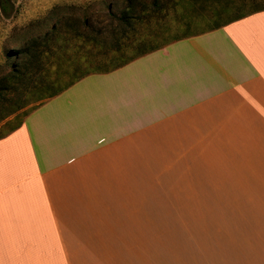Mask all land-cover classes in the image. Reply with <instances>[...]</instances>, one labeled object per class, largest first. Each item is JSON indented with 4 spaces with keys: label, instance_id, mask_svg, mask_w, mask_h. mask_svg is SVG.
I'll list each match as a JSON object with an SVG mask.
<instances>
[{
    "label": "crops",
    "instance_id": "obj_1",
    "mask_svg": "<svg viewBox=\"0 0 264 264\" xmlns=\"http://www.w3.org/2000/svg\"><path fill=\"white\" fill-rule=\"evenodd\" d=\"M60 2L40 3L29 18L38 20L36 14ZM220 6L174 0L166 11L131 22L125 36L102 30L103 45L81 44L83 55H91L90 71L76 80L69 81L76 62L39 61L30 88L35 99L0 122V264H122L126 242L152 243L147 235L139 239L140 223L117 220L137 208V191L118 188L133 181L128 167L139 160L134 131L142 135L158 125L163 131L155 132L176 131L174 125L182 132L233 131L230 119L240 116L237 126H256L264 135V8L236 14ZM69 15L51 9L28 34ZM125 40L130 49L123 50ZM113 41L123 52H146L107 68ZM4 65L0 76L9 70ZM206 116L217 120L208 123ZM258 157L264 164V142ZM245 174H237L243 187L212 193L238 197L233 206L228 198L223 204L227 229L241 231L243 251L264 264V171Z\"/></svg>",
    "mask_w": 264,
    "mask_h": 264
},
{
    "label": "rangeland",
    "instance_id": "obj_2",
    "mask_svg": "<svg viewBox=\"0 0 264 264\" xmlns=\"http://www.w3.org/2000/svg\"><path fill=\"white\" fill-rule=\"evenodd\" d=\"M50 1L52 0H0V64L5 62V72L10 69L13 55L26 47L23 43L27 35V38H31L33 33L28 34V28L41 22L42 17H46L51 9L72 17L67 19L68 22L60 23L56 36L47 37V40L37 38L44 42L36 47V51L43 49L49 54L36 58L32 49L28 57H18L27 60L30 71L33 70L31 66L40 67L42 63L39 61L48 66L49 62L55 64L74 57V43L70 39L72 31L66 24L79 21L87 13L89 19L97 22L92 25H100L101 30L107 31V37L114 25L118 26V22L112 19L117 18L119 11L128 2L138 9L139 4L147 0H60V3L45 10L43 14H36L35 18L39 21L29 18L40 3L47 5ZM241 3L239 12L264 6V0H235L233 7ZM109 8L115 18L108 15ZM233 12L236 13L235 10ZM32 42L34 40H29L27 44L31 45ZM108 42L106 39L105 43ZM81 53L83 54L82 49ZM45 69L43 75L51 71L48 67ZM34 75L36 73L22 79L20 86L15 80L6 86L0 84V122L12 116L23 102L30 104L35 99V93L26 90L31 88ZM5 87L7 89L2 91ZM33 110L21 114V120L32 114ZM232 117H236L230 119L234 125L233 131L219 127L205 132L206 127L201 126L204 131L182 132L178 130V125H174L176 131L155 132L163 131L164 127L158 125L152 131L142 134H152L149 139L139 133L135 134L136 131L132 132L136 141L133 156L139 160L132 168L130 164L128 167L133 181L123 182V186L118 188L122 191H137V195L132 196V205L137 208H127L130 213L121 214L117 220L123 219L126 223L132 219L133 222L140 223L139 239L149 236L153 237V242L139 243L137 235L132 233V238L138 242H126L122 264H258V260L252 258L253 254L243 251L241 231L227 229V208L223 204H226L228 198L232 201L230 206H233L239 202L238 197H229L225 193L213 194L218 188L226 190L228 186L243 187L242 181L237 180V174L243 178L247 172L264 171V164H258V155L264 142L263 133L256 126H247L251 130L237 126L235 119L240 116ZM203 119L210 123L215 122L217 117L206 116ZM200 124L202 122L199 120L195 122V125ZM28 128L33 138L29 122ZM159 128L161 129L158 130ZM128 133L131 137V131L123 132L124 136ZM126 171V165H123V176ZM130 200V197L124 196L123 206H129Z\"/></svg>",
    "mask_w": 264,
    "mask_h": 264
},
{
    "label": "trees",
    "instance_id": "obj_3",
    "mask_svg": "<svg viewBox=\"0 0 264 264\" xmlns=\"http://www.w3.org/2000/svg\"><path fill=\"white\" fill-rule=\"evenodd\" d=\"M205 1H210L212 2V0H205ZM216 2L220 3V11L224 12V11H229L231 10H235L236 14H242L243 12H239L241 11V6L242 3L236 7H233L235 2L233 0H213ZM138 3V1L136 2ZM172 3L174 4V0H147L146 2H141L138 6V9H136V5L132 4L131 2H128V5L123 7L122 10L119 11V14L117 15L116 19H112L118 22V26H114L113 29L110 30L109 34L111 36H115L116 32L115 31H119V34L121 36H125L126 33H128V31L130 30V26H131V22L133 21H141L143 19L146 18L147 14L154 15L156 13H161L164 12L168 9V7L172 6ZM132 4V5H130ZM109 6V5H108ZM108 6L106 7L108 9ZM1 7V4H0ZM254 7V6H253ZM264 8V6H259L256 8H252L251 10H260ZM2 11L4 10V8H1ZM108 15L110 16H114L113 12H111L110 8H109V12ZM149 16V15H148ZM58 18L53 20L51 22V24L49 25V27L47 28V30L41 31L40 33H33L31 35V38H27L26 37V41L23 43L25 44L24 46H26L23 51L20 52H16L13 55V61L10 65V69L4 73L3 75L0 76V84L6 86L7 84H9V82H14L17 81L18 85H21V80L24 79L25 77L28 76L30 77L32 74L37 73L38 71H40V67L37 66H31L32 67V71H30V67L29 65H27V60L26 59H19L18 57L20 55H24L25 57H28V53L33 49L34 50V54L36 58H39L42 54H49L48 51H43V49H40L38 51H36V47L40 46L44 41H41L42 39L47 40V37H51V36H56L58 34V26L60 25L61 22H68L67 19H63L62 16H57ZM115 18V16H114ZM74 20V19H72ZM75 21H71V23H69V25L66 24V27L70 26L71 28V38L76 41H78L77 43H79V45L74 46V50L73 55L74 57L72 58L74 61L76 62L75 65H73L70 68V75H69V81H71V79H78L81 78L82 76H84L86 73H88L90 71V68L87 64L89 61V57L91 56L90 54L87 55H83L81 52V44L83 42H88L90 41L92 44L97 42L98 40H100V43L103 45L105 38H103L104 34L102 32V30L100 29V25L93 26L92 24L97 23L94 22L93 20L88 18L87 14H84L81 19H79V21L75 22ZM112 23V22H111ZM66 29V28H65ZM39 38H42L41 40H38ZM70 38V39H71ZM103 38V39H102ZM29 40H34V42L31 43V45H28L27 42H29ZM113 40V38H112ZM126 44H127V40ZM124 41V42H125ZM116 46H114L115 44ZM111 51L112 53L110 54V57L108 59V64H107V68H111V69H115L118 68L119 66L129 62L130 60H132V58H135L137 56H140L142 54H145V50L141 51V50H135V51H124L126 48L130 49L131 46L128 42L127 46L123 48V50H121L120 46L117 44V42L113 41L112 45H111ZM44 48V47H43ZM43 51V52H42ZM121 52V53H118ZM51 53V52H50ZM55 52L53 51V54ZM88 53H90L88 51ZM100 53L102 55V57L106 54V52L104 51H100V52H96V54ZM114 53L116 54V56H114ZM35 61H38L36 60ZM71 59V60H72ZM81 60V64L78 62ZM67 61H70L67 60ZM67 70V69H66ZM91 70H99V67H96V69H91ZM24 73V74H23ZM31 74V75H30ZM7 89V87L3 88L2 91H5ZM26 90H30V88H26ZM25 90V91H26ZM26 91V92H27ZM24 92V93H26ZM6 93V92H3ZM21 106H24L25 103L23 102L22 104H20ZM19 105V106H20ZM20 108V107H19Z\"/></svg>",
    "mask_w": 264,
    "mask_h": 264
}]
</instances>
